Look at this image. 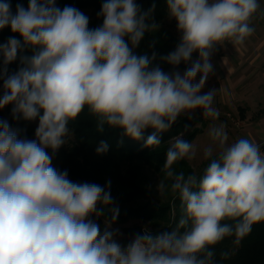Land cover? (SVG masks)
Returning a JSON list of instances; mask_svg holds the SVG:
<instances>
[{
  "label": "clouds",
  "instance_id": "9594fccd",
  "mask_svg": "<svg viewBox=\"0 0 264 264\" xmlns=\"http://www.w3.org/2000/svg\"><path fill=\"white\" fill-rule=\"evenodd\" d=\"M165 3L179 42L160 55L155 37L151 54L137 51L146 34L161 28L155 0L148 8L137 0H103L97 13L102 24L95 28L81 10L60 8L56 0L17 3L15 12L10 0H0V30L10 27L21 37L0 43V109L12 105L14 120H38L29 139L0 119V264H218L217 244L233 236L239 244L254 222L264 221L262 146L246 137L229 143L223 123L209 125L211 142L202 154L185 139L190 125L170 139L156 188L159 196H178L181 215L164 231L146 225L125 238L113 227L120 207L111 181L76 182L53 166L56 153L73 139L70 122L85 108L98 133L105 126L120 129L122 137L148 148L160 146L161 134L181 117L196 119L197 110L213 122L219 118L217 89L202 91L214 74L212 58L225 43L242 44L255 34L253 20L264 15L261 0ZM161 63L172 69L164 71ZM149 128L154 131L145 138ZM110 148L100 140L95 150L105 155ZM197 158L207 161L199 173L173 168Z\"/></svg>",
  "mask_w": 264,
  "mask_h": 264
},
{
  "label": "trees",
  "instance_id": "16d2710c",
  "mask_svg": "<svg viewBox=\"0 0 264 264\" xmlns=\"http://www.w3.org/2000/svg\"><path fill=\"white\" fill-rule=\"evenodd\" d=\"M13 12L17 3L28 6L29 0H10ZM157 9L155 19L160 24L166 18V3L165 0H155ZM57 6L63 8L66 5L74 6L80 9H92L94 18L90 21V27L95 28L102 24V18L97 17V13L101 10L103 0H56ZM144 8H148L153 3V0H137ZM19 37L18 33H13L9 28L0 30V43L5 42L8 37ZM157 40L155 51L160 55H166L175 49L179 42L173 33L160 29L157 33H148L144 41L137 51L148 52L151 54L152 49H149L148 44L153 38ZM159 62V61H158ZM164 64V63H163ZM183 65V63L181 64ZM19 61L9 65V72L17 70ZM3 82V81H0ZM0 119H3L0 117ZM95 117L85 108L84 112L75 120L70 122L69 127L73 130L75 140L68 145L61 147L53 159V166L59 170H67L69 178L76 182H94L100 185H105L107 177H112L116 180H122L129 185V191H118L114 186L111 187V195L114 199H125L126 197H134L138 195L136 191L141 189L136 187L132 179L128 180L125 177L116 173L119 165L125 160L138 158L145 163H154L157 165L160 162H165L166 151L169 145L164 144L165 139L170 138L181 130L185 129V125H190L191 130L185 137L188 141H192L200 128L196 126L199 118L189 120L187 117H182L173 127L161 134L162 144L158 147L148 148L143 147L144 141H138L129 137H122L120 129H114L105 126L104 133H98L95 130ZM10 125L14 129L20 130L21 137L29 139L35 138V130L30 121L23 119H12ZM154 131L149 128L145 131V138ZM123 138V144H120ZM100 140H106L110 143L111 148L105 155L96 153V146ZM51 154V153H50ZM184 162V161H183ZM142 190V189H141ZM133 212L138 217H143L154 222H162V225L157 228V231H164L175 227L181 215V201L178 196H175L173 201L166 204L150 202L139 209L130 210L122 215L124 217ZM119 220V219H118ZM100 222V220L98 221ZM225 223H232L227 220ZM236 238L226 237L222 242L215 246L216 260L218 264H264V221L254 222L252 230L249 234L241 238L239 244L233 243ZM229 252L231 255L227 259L221 258L222 252Z\"/></svg>",
  "mask_w": 264,
  "mask_h": 264
},
{
  "label": "rangeland",
  "instance_id": "374dc122",
  "mask_svg": "<svg viewBox=\"0 0 264 264\" xmlns=\"http://www.w3.org/2000/svg\"><path fill=\"white\" fill-rule=\"evenodd\" d=\"M84 14H86L90 21L94 18V11L92 9H80ZM165 29L171 33H173L177 38H179V34L176 29V21L175 20H169L166 16L164 21L161 23V28ZM228 43H225L224 47L219 48V51L214 54L212 58V63L214 65V74L209 76L208 81L206 82V85L203 92H207L210 89H217V94L215 97L214 105L216 108L219 109L220 116L216 121H212L211 119H205L200 115L201 110H197L196 118H199L200 120L196 124L200 128L199 132L196 134L194 139L191 141L195 144H197L198 149L200 150V154H202V149L204 146L208 145L211 141L210 138L207 135L209 125L211 123L215 124H225L227 126V131L229 134V143L235 141L239 138L242 129H240V125L242 123V117L241 112L246 113L248 110V107H245L244 104L241 103V95L240 91L241 88L238 87V90H232L227 91L226 89H232L228 87V83L226 81V77H223L218 73V70L215 67V61L219 60V62L224 66L225 58L224 56L228 55ZM194 58L198 56V54L194 53ZM161 67L164 71H170L172 69L171 65H168L166 63H161ZM186 65H180L179 70L181 72L184 71ZM199 79V77L197 78ZM222 79L224 80L222 82ZM3 82H0V96L3 94L2 89ZM227 95L232 94L230 96L231 98L234 96L236 98V101L229 100V101H219L217 99V95ZM228 96H226L227 98ZM242 105V106H240ZM11 108L12 105L6 106L4 109H0V117L3 119H7L9 122L13 119L11 115ZM259 108L255 107L253 110H258ZM250 112H247L246 114H249ZM182 118V117H181ZM180 118V119H181ZM33 129L35 130L38 126V120L36 121H30ZM185 130V129H184ZM184 130H181V132H184ZM181 132L172 135L170 138L165 139L164 144L169 145L170 139L176 135H179ZM188 132H185V137L187 136ZM75 140V137L73 136V139L69 140V143H72ZM49 153H51V150H49ZM184 161V162H183ZM165 162H160L157 165L154 163H145L138 158H134L132 160L128 159L123 161L119 167L116 170V173L125 177L126 179L130 178L133 180V182L136 184V187H139L141 189H138L139 191H136L139 193L138 195L130 198L126 197L125 199H114L116 203L120 207V215L134 209H139L143 205L150 203V202H156L160 204H166L173 201L174 196L169 191L163 196H159L156 185L159 182V178H163V173L160 171V169L163 167ZM207 161H203L199 158L196 160H193L189 162L188 160H182L174 163L173 168L176 171H184L186 174L196 171L199 173L202 171L203 167ZM128 179V180H130ZM111 181V187L114 186L118 191H129L130 187L122 180H116L112 177H107V181ZM119 220L116 221V223L113 225V227L119 228L124 234L125 238L131 236L134 233L142 232L144 226H148L153 232H156L157 228L162 225V222H154L151 220H148L143 217H138L133 212L130 214L121 217H118ZM103 226V219H100V222H98Z\"/></svg>",
  "mask_w": 264,
  "mask_h": 264
},
{
  "label": "crops",
  "instance_id": "0c3cea01",
  "mask_svg": "<svg viewBox=\"0 0 264 264\" xmlns=\"http://www.w3.org/2000/svg\"><path fill=\"white\" fill-rule=\"evenodd\" d=\"M261 10L264 12V0H261ZM255 34L242 44H228V55L224 56V66L215 61L218 73L226 77L229 84L227 91L241 88V103L248 107L249 114L241 112L242 129L240 137L253 138L262 146L264 151V15L257 14L253 20ZM224 80L222 79V82ZM226 96H228L226 98ZM232 94L217 95L221 102L234 100ZM242 106V105H240ZM258 110H253L254 108Z\"/></svg>",
  "mask_w": 264,
  "mask_h": 264
}]
</instances>
